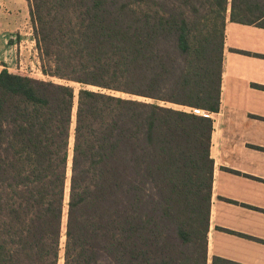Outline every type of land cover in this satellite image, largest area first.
<instances>
[{
  "label": "trees",
  "instance_id": "trees-1",
  "mask_svg": "<svg viewBox=\"0 0 264 264\" xmlns=\"http://www.w3.org/2000/svg\"><path fill=\"white\" fill-rule=\"evenodd\" d=\"M27 1L42 72L81 87L0 71V264H206L202 111L264 0Z\"/></svg>",
  "mask_w": 264,
  "mask_h": 264
},
{
  "label": "crops",
  "instance_id": "crops-1",
  "mask_svg": "<svg viewBox=\"0 0 264 264\" xmlns=\"http://www.w3.org/2000/svg\"><path fill=\"white\" fill-rule=\"evenodd\" d=\"M209 115L215 168L206 264H264V27L228 19L221 105Z\"/></svg>",
  "mask_w": 264,
  "mask_h": 264
},
{
  "label": "rangeland",
  "instance_id": "rangeland-1",
  "mask_svg": "<svg viewBox=\"0 0 264 264\" xmlns=\"http://www.w3.org/2000/svg\"><path fill=\"white\" fill-rule=\"evenodd\" d=\"M5 67L14 73L29 75L38 79H51L57 83H69L75 87L76 91L81 87V84L77 82L48 76L42 72L28 1H24L22 5H14L13 0H0V71ZM89 88L101 89L96 86H89ZM104 91L110 92V90ZM113 93L126 95L121 92ZM166 105L184 108L171 103ZM63 233L64 242L66 238L65 221Z\"/></svg>",
  "mask_w": 264,
  "mask_h": 264
},
{
  "label": "built area",
  "instance_id": "built-area-1",
  "mask_svg": "<svg viewBox=\"0 0 264 264\" xmlns=\"http://www.w3.org/2000/svg\"><path fill=\"white\" fill-rule=\"evenodd\" d=\"M204 114H207V115H209L210 113L209 112H207V111H202Z\"/></svg>",
  "mask_w": 264,
  "mask_h": 264
}]
</instances>
